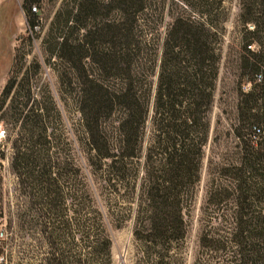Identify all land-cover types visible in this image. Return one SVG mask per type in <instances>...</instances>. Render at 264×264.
Segmentation results:
<instances>
[{
	"label": "trees",
	"instance_id": "obj_1",
	"mask_svg": "<svg viewBox=\"0 0 264 264\" xmlns=\"http://www.w3.org/2000/svg\"><path fill=\"white\" fill-rule=\"evenodd\" d=\"M223 2L180 0L190 14L172 13L164 28V3L148 0H63L51 18L46 51L58 61L51 65L59 97H68L78 115L75 142L93 186L125 198L120 208L128 212L118 211L114 226L132 214V237L148 248L168 249L185 234L181 211L199 177L220 58L211 10L222 12ZM239 10L238 63L249 84L236 103L241 155L229 167L225 234L215 233L209 246L224 251L217 264H264V0H240ZM23 79L8 78L0 93L1 108L14 88L8 110L25 134L13 146L11 167L39 186L41 206L51 212V237L60 230L72 240L65 200L81 197L88 215L84 246L109 255L92 186L71 148L61 156L60 109L52 95L36 99Z\"/></svg>",
	"mask_w": 264,
	"mask_h": 264
},
{
	"label": "rangeland",
	"instance_id": "obj_2",
	"mask_svg": "<svg viewBox=\"0 0 264 264\" xmlns=\"http://www.w3.org/2000/svg\"><path fill=\"white\" fill-rule=\"evenodd\" d=\"M66 1L71 4L72 0ZM148 1L164 3L163 28L169 23L172 13L185 11L190 14L189 8L184 9L180 0ZM239 1L224 0L222 12L214 7L211 10L214 18H217L216 31L221 40L218 75L208 113L209 134L203 148L198 180L193 187L191 199L183 204L181 211L185 226L184 237L167 249L148 248L138 244L132 237V214L119 227H115L113 219L119 216L118 211H123L125 216L128 212L120 208L125 198L109 196L99 186L96 189L93 186L94 180L75 142L78 115L68 97L66 100L59 97L56 90L57 78L51 65V61L56 60L48 57L46 51L51 46V36L48 35L51 18L63 0H0V93L7 79L15 76L16 81H20L22 77L23 83L27 81L36 99L42 95H49V98L52 95L61 112V127L65 137V141H61L59 145L61 156L65 157L69 148L72 149L81 175L92 186V197L102 214L104 231L110 241L109 255L100 246L91 250L84 246L82 220L88 215L82 210L81 197L74 201L68 198L65 200L68 204L66 217L69 218L72 240L65 238L60 230H57L58 235L51 237V212H46L41 206L43 200L39 198V186L29 184L23 175H18L11 167L13 146L19 145L25 138L23 132L19 134L18 123L8 110L7 103L14 92L13 88L0 108V243L7 264L220 262L224 251H213L209 245L213 244L210 239H213L215 233L224 235L226 231L225 219L231 208L232 181L228 174L229 167L238 163L242 145L234 135L235 128L239 126L236 103L239 91H245L249 86L240 75L238 63L240 38L243 34L238 18ZM31 5L37 8L32 15L28 13ZM109 14L112 16L114 12ZM191 14L196 16L195 13ZM222 14L225 20L220 22ZM31 21L36 28L30 27ZM248 28L251 29V25ZM250 47L255 48L256 45L251 44ZM49 106L47 103L46 107ZM46 122L48 123L47 119ZM72 202L74 205L71 206Z\"/></svg>",
	"mask_w": 264,
	"mask_h": 264
},
{
	"label": "built area",
	"instance_id": "obj_3",
	"mask_svg": "<svg viewBox=\"0 0 264 264\" xmlns=\"http://www.w3.org/2000/svg\"><path fill=\"white\" fill-rule=\"evenodd\" d=\"M30 10L36 11L37 8L36 6L31 5ZM34 28H36V26H34ZM0 264H7V258H6L5 252L1 248V243H0Z\"/></svg>",
	"mask_w": 264,
	"mask_h": 264
},
{
	"label": "crops",
	"instance_id": "obj_4",
	"mask_svg": "<svg viewBox=\"0 0 264 264\" xmlns=\"http://www.w3.org/2000/svg\"><path fill=\"white\" fill-rule=\"evenodd\" d=\"M18 2H19V0H18Z\"/></svg>",
	"mask_w": 264,
	"mask_h": 264
}]
</instances>
